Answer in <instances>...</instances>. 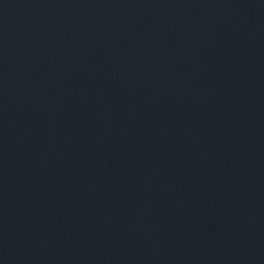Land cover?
<instances>
[{
	"label": "water",
	"instance_id": "95a60500",
	"mask_svg": "<svg viewBox=\"0 0 264 264\" xmlns=\"http://www.w3.org/2000/svg\"><path fill=\"white\" fill-rule=\"evenodd\" d=\"M0 264H264V0H0Z\"/></svg>",
	"mask_w": 264,
	"mask_h": 264
}]
</instances>
